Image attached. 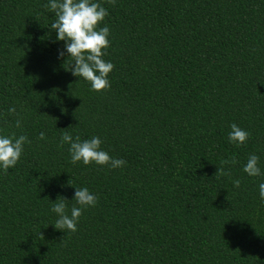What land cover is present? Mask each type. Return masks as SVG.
<instances>
[{
	"label": "trees",
	"instance_id": "obj_1",
	"mask_svg": "<svg viewBox=\"0 0 264 264\" xmlns=\"http://www.w3.org/2000/svg\"><path fill=\"white\" fill-rule=\"evenodd\" d=\"M97 2L114 65L100 94L72 75L49 0H0V136L31 141L0 169V264H264V0ZM61 130L126 164L73 165ZM84 187L96 206L55 229L52 204L70 215Z\"/></svg>",
	"mask_w": 264,
	"mask_h": 264
},
{
	"label": "clouds",
	"instance_id": "obj_2",
	"mask_svg": "<svg viewBox=\"0 0 264 264\" xmlns=\"http://www.w3.org/2000/svg\"><path fill=\"white\" fill-rule=\"evenodd\" d=\"M108 4L114 5L116 0H106ZM55 15L54 22L51 24V30L57 34V41H63L67 53V60H71L70 71L73 76L82 78L90 84V91L97 94L110 88L109 74L113 71L114 65L106 62L103 57L107 54L106 50L110 46V30L107 26L99 27L105 18L109 15L106 7L97 0H49L44 6ZM60 57L65 55L64 51L59 53ZM8 113L16 115L15 127H21V119L16 112L15 107L9 108ZM229 142L237 147L244 145L250 137V133L235 123L230 125ZM60 146L68 144L71 163H83L85 166L95 163L97 166H108L112 169L121 168L126 164L122 159L112 158L108 152L101 150L102 141L99 137L93 136L89 140L81 141L79 136L73 139V136L66 130H61ZM40 140L45 139L43 132L40 133ZM31 141L26 135L16 137L0 136V169L7 174L8 170L14 168L21 158L24 151V145ZM237 161L222 160L221 167L217 168L215 177L230 176V172L225 171V165H234ZM259 157L252 154L248 157L243 171L249 177L261 176V170L258 167ZM240 180H234L233 185L236 188L240 186ZM70 186V180L68 182ZM259 196L264 203V183L259 184ZM98 198L91 194L89 189L75 188V205L67 213L68 201L64 197H58L52 204L51 211L58 219L55 221V229L68 232H76L79 218L82 211L87 207H95ZM41 239H44L40 232Z\"/></svg>",
	"mask_w": 264,
	"mask_h": 264
}]
</instances>
